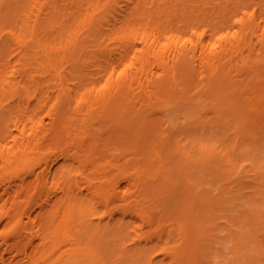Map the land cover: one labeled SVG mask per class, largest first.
<instances>
[{"label": "bare ground", "instance_id": "bare-ground-1", "mask_svg": "<svg viewBox=\"0 0 264 264\" xmlns=\"http://www.w3.org/2000/svg\"><path fill=\"white\" fill-rule=\"evenodd\" d=\"M125 1L119 18L120 0H0V264H162L156 252L169 264H189L195 250L196 264H257L256 251L264 254V14L218 34L214 23L199 32L176 13L210 0ZM176 19L183 25L171 24ZM180 87L188 94L172 92ZM201 105L219 111L213 125ZM159 113L184 138L152 160L151 149L163 144L155 143L162 124L150 120ZM221 120L226 141L195 143L197 131L209 134ZM185 138L192 145H181ZM209 179L216 192L207 190ZM179 182L191 192L200 186L210 201L199 213L188 205L190 222H180L176 244L164 238L168 226L156 221L150 198L171 194L178 207ZM213 216L211 247L201 225ZM217 244L241 255L215 254Z\"/></svg>", "mask_w": 264, "mask_h": 264}, {"label": "rangeland", "instance_id": "rangeland-1", "mask_svg": "<svg viewBox=\"0 0 264 264\" xmlns=\"http://www.w3.org/2000/svg\"><path fill=\"white\" fill-rule=\"evenodd\" d=\"M125 3H126V1L125 0H120V3L118 4V7L116 8V10H114L113 11V16L114 15H116V16H118L119 18H123V13H124V11H123V9H125ZM198 2H196V4H197ZM169 4L170 3H167V6H169ZM184 8H182V7H179V10L178 11H176V13H177V16L179 17V18H181L182 17V20H185L186 21V23H188V22H191L192 20L194 21V22H197V25H198V30H199V32H203V30H205V29H209L210 27L209 26H207V24H209V23H214V26L215 27H217V29H218V34L219 33H236V32H238V31H240L241 30V25H242V23L244 22V21H246L247 19H249V15L250 14H252V18H256V16L257 15H262V14H264V0H210L209 1V5H208V7L207 8H205V7H203V8H201L200 6H197V5H195V6H190V7H186V6H183ZM162 15V17H158L159 19H163V18H165L166 17V14H164V13H162L161 14ZM184 18V19H183ZM110 19H112V21H110V25H111V23H115V21H114V19H113V17H111ZM238 19H240V20H238ZM241 20H243V21H241ZM242 22V23H241ZM241 23V24H240ZM108 23H106V25L108 26L109 25ZM152 23L150 22V25H151ZM171 24H173V25H176V26H180V25H178V24H182V22H180V23H177V19L176 20H173L172 22H171ZM109 25V26H110ZM183 25V24H182ZM208 33H210V31L208 30ZM186 35L189 37V38H191L192 39V41H196L197 40V35L195 34V33H193V32H188V33H186ZM163 41L164 42H168V39L167 38H163ZM247 52H248V50H246ZM246 52V53H247ZM132 58L131 57H129L128 58V61L127 62H132ZM123 65H125V62H123ZM156 71H158V69L156 68L152 73H150V77L151 76H153V74H154V72H156ZM192 77H195V73H193V76ZM192 79V78H191ZM191 79H188L189 81H191ZM185 81H187V80H185ZM184 81V79H183V81H181V82H185ZM150 90H156L153 86L151 87L150 86ZM172 92H174V93H176V95L178 94V96L179 95H182V94H188V92L187 91H185L184 90V87H180L179 88V90L177 89V90H174V91H172ZM203 105H201L199 108H201ZM204 107V106H203ZM202 107V109H200V111H199V109H198V113L201 115L203 112V118L204 117H206L205 119H207V120H209L210 119V121H208V122H206L207 123V126H210V124L211 125H213L214 124V122L216 121V119H214L215 117H217L218 116V112L219 111H216L214 108L213 109H210V108H203ZM204 109V110H203ZM201 110H202V112H201ZM179 112H181V113H184L183 111H180V110H178ZM178 111H176V112H178ZM207 111V112H206ZM176 112H174L173 113V115L175 116V118H174V123H176L178 120H175L176 118H178V117H180V113H176ZM201 112V113H200ZM205 112H206V114H205ZM215 112V113H214ZM208 113H210V114H208ZM177 114V115H176ZM226 114H230L228 111H227V113ZM179 115V116H178ZM208 115H209V117H208ZM216 115V116H215ZM219 115H220V113H219ZM234 115V114H233ZM158 116H159V118L162 116L161 115V113H159V114H157L156 116L154 115H152L151 117H150V120L152 121V119L155 121V120H157L158 119ZM171 116V115H170ZM173 116V117H174ZM181 116H182V114H181ZM225 116V115H224ZM192 117H194V119L196 118V114L194 115V116H192ZM219 117V116H218ZM226 117V116H225ZM225 117H223V118H225ZM232 117V116H231ZM222 118V117H221ZM230 118V117H229ZM229 118H227L228 120H229ZM234 118V116L232 117V119ZM168 119H169V117H168ZM173 119V118H172ZM183 119V117H181V119L180 120H182ZM202 119V118H201ZM220 119V118H219ZM226 119V120H227ZM237 119V118H236ZM160 120V121H159ZM207 120H205V121H207ZM224 120V119H223ZM235 120V119H234ZM232 120L233 121V123L234 122H237V120ZM154 121H153V126H154V124H156V126H157V128H158V126L160 125V124H162L161 126H159L160 128L162 127V130H161V134L162 135H160V133H158L160 130H159V128H158V132L156 131L155 132V130H154V132H155V136L154 137H157L156 136V133H158L157 135H158V137L156 138V140H159L160 138V140L161 141H155V143H157L158 142V144H162V145H159L160 147L158 148V152H159V154H158V152H153V149H151V152H152V154H153V156H155L154 158H153V156H152V160H154L155 158L157 159V157L160 159V156H161V158H166V157H164V156H167V154H164V153H166L165 151H167V149H168V151L170 150V151H173V150H175L176 148L174 147V145L173 144H170L169 142H171L172 140L173 141H178V140H181V138H184V137H179V135H181V133H179L180 132V130H178L176 127H175V129H171V131H170V128L169 127H167V125H166V123H164V121L162 122V119H158L156 122L159 124V125H157V123L155 122L154 123ZM199 121V120H198ZM201 121V120H200ZM203 121H204V119H203ZM222 121V120H221ZM220 121V125H218L217 123V128H216V126H212V127H214V128H212V127H207V128H210V133L208 134V133H205V134H198V132H200V131H197V133H195V135H196V137L195 136H192L191 135V138L193 137H195L194 138V141H195V143L196 142H198V143H200V142H204V140L206 141V142H209V141H207L208 139L210 140V142H215V143H220V141L221 140H223V141H226V139H227V129L226 128H224L223 127V125H222V123H223V121L221 122ZM194 122H197L196 120L194 121ZM178 123L180 124V121H178ZM178 123H176V125H178L179 126V124ZM205 123V122H204ZM233 123H232V125H233ZM238 123H240V121L238 122ZM209 124V125H208ZM163 125L164 126H166V127H163ZM193 125L194 126H196L195 125V123H193ZM192 125V126H193ZM198 125V124H197ZM220 126V127H219ZM180 127V126H179ZM178 127V128H179ZM219 127V128H218ZM235 127V126H234ZM236 127H237V125H236ZM157 128H156V130H157ZM168 128V129H167ZM153 128H151L150 130H152ZM155 129V128H154ZM164 129V130H163ZM179 129H182V127L181 128H179ZM179 132H178V131ZM231 131L229 132L228 131V133L230 134V138H231V135L232 134H234V130L232 129V127H231V129H230ZM232 130L234 131L233 133H231L232 132ZM163 131V132H162ZM174 131V132H173ZM177 131V132H176ZM209 130H207V132H208ZM152 132V131H151ZM151 132H150V134H151ZM166 134H165V133ZM169 132V133H168ZM164 133V134H163ZM170 133H172L173 134V136H171L170 135ZM169 134V136L170 137H164L163 135H168ZM175 134H177V135H175ZM151 136V135H150ZM175 136V137H174ZM183 136H185V135H183ZM235 136V135H234ZM160 137V138H159ZM177 137L179 138V139H177ZM197 138V139H196ZM234 138V137H233ZM163 139V140H162ZM225 139V140H224ZM232 139V138H231ZM169 140V141H168ZM171 140V141H170ZM198 140V141H197ZM201 140V141H200ZM230 140V139H229ZM200 141V142H199ZM222 141V142H223ZM160 142V143H159ZM188 145V143H189V145L188 146H190V144L192 145V142L189 140V139H187V141H186V138H185V141H183V143H181V145H185V143ZM209 142V143H210ZM227 143H229V141H227ZM227 143H226V145H227ZM232 144H233V141L231 142ZM230 143V144H231ZM151 144V143H150ZM223 144H225V142L223 143ZM231 144V145H232ZM151 145H154V142L152 141V144ZM151 145H150V147H151ZM219 149H221V148H219ZM164 151V152H160V151ZM132 151H134V153L132 152ZM131 151V149H130V153H133L132 155V157H134V155H135V153H137L138 151H135V150H132ZM150 152V153H151ZM163 153V154H162ZM131 155V154H130ZM150 156H151V154H150ZM135 157H137V155H135ZM214 157V156H213ZM210 159V161H212V160H214L213 158H209ZM212 159V160H211ZM218 159V158H217ZM210 161H209V163H210ZM217 160H215V162H216ZM218 161H219V159H218ZM219 162H221V161H219ZM211 164V163H210ZM216 164V163H215ZM214 164V162H212V165L211 166H214L215 165ZM217 164H220V163H218L217 162ZM59 165V163L56 165V167ZM158 165H155V169H156V167H157ZM216 166H218V165H216ZM215 166V167H216ZM212 169H214V168H212ZM203 170H201L200 172H198V175L197 176H200L199 177V179L202 177L203 178V173L204 172H202ZM157 173V172H156ZM201 173V174H200ZM215 172H213V174H214ZM217 173V172H216ZM202 175V176H201ZM217 175V174H216ZM216 177V176H215ZM218 179V178H217ZM216 178H214L213 179V181H215V180H217ZM209 182L206 184V186H208L210 189H207V190H209L211 193H212V191H215V189L213 190V188L215 187H210V186H212V185H214V184H212V183H214L213 181H212V179H211V181H210V179L208 180ZM180 183V184H179ZM178 183V187L176 188V186H174V189L172 190V192L174 191V190H177V191H175V193H177V195H176V199L179 201V206L178 207H174V206H172L173 205V203H171L170 202V196H171V194H170V196L167 194V193H163L162 194V196L161 195H159V196H156V198H155V196H152L151 198H150V200H152V203H150V206L152 207V205H153V203H154V205H157V212L158 213H156V221H159L161 224H159L160 226L162 225V227L164 226H168L167 228H165V235H164V238L165 237H168L169 236V238L171 237V239H172V242L174 243V242H176V244L179 242L180 244H181V239H182V237H181V235H179V233H178V229H180V226L179 225H182V224H184V223H181L180 224V222H182V220H183V218H185L184 220L186 221V223L187 222H190L189 221V212H190V209H188V205L189 206H191V204H192V202H194L193 203V206H195L196 204V207H197V212L199 213V211L202 209V208H204V207H206V208H204V210H206L208 207L205 205L204 206V203H207L208 201L207 200H209L210 201V198H209V196H208V198H206L207 200H204L203 198V200L201 199V195H198V193H200L201 192V190H202V188L200 187V186H198L197 185V189H196V191L195 190H193L192 192H191V188H190V186L188 187V185H183L182 184V182H179ZM182 186V187H181ZM180 187V188H179ZM185 187V188H184ZM176 188V189H175ZM199 188V189H198ZM180 190H183V191H180ZM187 190H188V192H187ZM189 190H190V192L191 193H189ZM216 192V191H215ZM215 192H214V194H215ZM189 193V194H188ZM207 193H209V192H207ZM167 194V195H166ZM197 194V195H196ZM201 196V197H200ZM212 196V195H211ZM162 198V199H161ZM200 198V199H199ZM161 199V200H160ZM166 199H167V201H166ZM153 200H155V201H153ZM158 200V201H157ZM164 200V201H163ZM192 200V201H191ZM201 200V201H200ZM166 201V202H165ZM182 201V202H181ZM197 201V202H196ZM200 201V202H199ZM149 202H151V201H149ZM158 202V203H157ZM183 202H187V203H183ZM164 203V204H163ZM187 204V205H186ZM201 204H202V207H201ZM153 205V206H154ZM181 207H184V209L183 208H181ZM171 208V209H170ZM178 208H179V210H178ZM159 209V210H158ZM174 209V210H173ZM182 211H181V210ZM169 210H171L172 211V213H171V211H169ZM170 213V214H169ZM186 213V214H185ZM159 214V215H158ZM175 214V215H174ZM181 214V215H180ZM183 214V215H182ZM185 214V215H184ZM165 215V216H164ZM169 215V216H168ZM179 215V216H178ZM162 218H161V217ZM168 216V217H167ZM171 216V217H170ZM174 216V217H173ZM176 216H178V217H176ZM164 217V218H163ZM180 217V218H179ZM179 218V219H178ZM211 218V217H210ZM141 218H139V220L136 218L135 219V221L137 222V223H140L141 222V220H140ZM162 219V220H161ZM171 219H173V220H171ZM181 219V220H180ZM165 220V221H164ZM211 220V219H210ZM208 221V222H206V223H204V224H202L201 226H202V230L204 231V230H206V237L209 239L210 238V240L208 241L209 242V245H210V243H211V247H212V245L214 244L213 242H215L214 241V238H215V236H211V235H213L214 233H216L217 231H218V229H217V231L216 232H214V230L213 231H211V229H210V231H209V234H207V232H208V230H209V228L211 227V224L215 221V216H213V218H212V220L211 221ZM163 221V222H162ZM168 221V222H167ZM174 221V222H173ZM179 221V222H178ZM185 221H183V222H185ZM216 221H217V219H216ZM135 222V223H136ZM171 222V223H170ZM163 223H164V225H163ZM157 224V225H158ZM171 224V225H170ZM195 224V223H194ZM214 224V223H213ZM213 224H212V229L214 228V226H213ZM175 225V226H174ZM174 227V228H173ZM194 227V226H193ZM177 228V229H176ZM196 227H194V229H195ZM193 229V230H194ZM166 230H168V231H166ZM173 231V232H172ZM194 231H196V229L194 230ZM193 231V232H194ZM168 232V233H167ZM170 232V233H169ZM172 233V234H171ZM195 233V232H194ZM262 232H260V234H261ZM263 234V233H262ZM168 235V236H167ZM172 235V236H171ZM179 235V236H178ZM209 235V236H208ZM215 235V234H214ZM179 237V238H178ZM177 239V240H175V239ZM213 240H212V239ZM166 240H168L167 238H165ZM164 240V239H163ZM162 240V241H163ZM165 241V240H164ZM156 242H158V240H157V238H156ZM156 242H155V239L153 240V243H151L150 245H155L156 244ZM209 245H207V246H209ZM211 247L209 248V250L208 251H210V249H211ZM215 248L216 247H218V248H216V250H215V248L213 249L214 251H216L215 252V254L217 253V254H221V255H223L224 257H225V255H226V257L227 258H229V259H232V258H237V257H239V255H241V253L240 252H231V251H229L228 250V248L226 249L225 247L223 248L221 245H219V244H217V245H215L214 246ZM196 248V247H195ZM218 249V250H217ZM220 249V250H219ZM211 251V252H213L214 253V251ZM245 250H247L248 251V249H245ZM196 251V250H195ZM195 251H193V252H195ZM224 251V252H223ZM260 250H257L256 251V255H255V257L257 256V259L258 260H256V262L257 261H259V262H257V264H263L264 263V254H262V253H260V252H262V251H260ZM189 253V254H187L188 256H187V258H186V262L187 263H189V264H196V258H199L197 255H196V253H197V251L195 252V253ZM220 252V253H219ZM228 252V253H227ZM251 253V252H250ZM154 254V253H153ZM157 254V252L155 253V256H154V259H158V258H160L161 260H162V258H163V260H162V264H169V260H170V258H168L167 259V257H166V255L165 254H161L160 252H158V254H160V255H156ZM249 254V253H248ZM257 254H259V257H258V255ZM213 255V254H212ZM231 255V256H230ZM233 255V256H232ZM235 255V256H234ZM158 258H157V257ZM162 256V257H161ZM163 256H165V257H163ZM190 256H191V258H190ZM237 256V257H236ZM6 257H8L9 258V260L10 261H13V263H15V262H17V260L20 258V257H14V253H7V255H6ZM203 256H201L200 257V259L202 258ZM205 257H207V256H205ZM209 257V256H208ZM245 257H247V258H245ZM249 258L250 257H248V256H244L243 258H242V260H240V262L241 263H245L246 262V260L248 259L249 260ZM166 259V260H165ZM208 259V258H207ZM207 259H205V258H203L202 259V261L204 260V263L206 262V260ZM254 259V258H253ZM161 260H159V261H161ZM198 260V259H197ZM262 260H263V263H262ZM193 261V262H192ZM157 262V260L155 261V263ZM164 262H166V263H164ZM198 264H199V262H198Z\"/></svg>", "mask_w": 264, "mask_h": 264}]
</instances>
